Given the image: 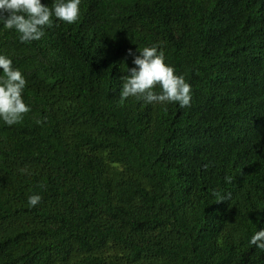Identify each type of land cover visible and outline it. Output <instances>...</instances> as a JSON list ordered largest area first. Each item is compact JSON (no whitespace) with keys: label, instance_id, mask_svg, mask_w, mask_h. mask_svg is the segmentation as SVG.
<instances>
[{"label":"trees","instance_id":"16d2710c","mask_svg":"<svg viewBox=\"0 0 264 264\" xmlns=\"http://www.w3.org/2000/svg\"><path fill=\"white\" fill-rule=\"evenodd\" d=\"M79 7L31 42L0 22L30 108L0 119V264H264V0ZM152 44L190 106L120 102L128 50Z\"/></svg>","mask_w":264,"mask_h":264},{"label":"clouds","instance_id":"9594fccd","mask_svg":"<svg viewBox=\"0 0 264 264\" xmlns=\"http://www.w3.org/2000/svg\"><path fill=\"white\" fill-rule=\"evenodd\" d=\"M80 3L81 0H53L49 7L42 4L41 0H0V22L5 29H14L21 42L40 40L45 28L55 26L53 17L67 24L75 23L80 16ZM137 51L138 55L132 49L128 50L135 66L127 68L126 74L119 77L122 81L120 102L134 97L145 103H177L181 108L190 106L191 86L182 75L175 73L172 66L165 63L163 47L152 44ZM0 69L3 71V76L0 77V119L11 126L20 123L24 114L30 111L22 99L27 81L5 55H0ZM157 87L159 92L155 91ZM40 123L37 120V124ZM204 167L206 169L207 165ZM225 181L231 183L232 177L225 176ZM228 198L230 193L220 196L217 201ZM41 199L38 194L29 195L28 206L38 205ZM249 244L264 251V229L256 231Z\"/></svg>","mask_w":264,"mask_h":264}]
</instances>
